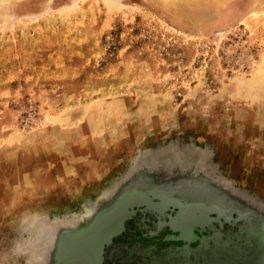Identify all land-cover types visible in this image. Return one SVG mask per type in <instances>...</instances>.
Wrapping results in <instances>:
<instances>
[{
	"label": "rangeland",
	"instance_id": "rangeland-1",
	"mask_svg": "<svg viewBox=\"0 0 264 264\" xmlns=\"http://www.w3.org/2000/svg\"><path fill=\"white\" fill-rule=\"evenodd\" d=\"M250 1L193 27L145 0H0V264L19 263L21 216L74 207L166 138L210 146L264 200V5Z\"/></svg>",
	"mask_w": 264,
	"mask_h": 264
},
{
	"label": "water",
	"instance_id": "water-1",
	"mask_svg": "<svg viewBox=\"0 0 264 264\" xmlns=\"http://www.w3.org/2000/svg\"><path fill=\"white\" fill-rule=\"evenodd\" d=\"M213 155L189 136L143 148L74 207L11 224L17 264H264V200Z\"/></svg>",
	"mask_w": 264,
	"mask_h": 264
},
{
	"label": "bare ground",
	"instance_id": "bare-ground-1",
	"mask_svg": "<svg viewBox=\"0 0 264 264\" xmlns=\"http://www.w3.org/2000/svg\"><path fill=\"white\" fill-rule=\"evenodd\" d=\"M151 1L160 7L165 13L179 23L198 26L201 17H206L211 11L224 8L233 0H145ZM153 5V4H152ZM151 5V6H152ZM250 10L264 5V1H250ZM249 10V11H250ZM159 11V10H158ZM260 13V12H259ZM188 26V25H187Z\"/></svg>",
	"mask_w": 264,
	"mask_h": 264
},
{
	"label": "trees",
	"instance_id": "trees-1",
	"mask_svg": "<svg viewBox=\"0 0 264 264\" xmlns=\"http://www.w3.org/2000/svg\"><path fill=\"white\" fill-rule=\"evenodd\" d=\"M157 239H158V243L162 244V240H161L162 237H159V238H157ZM147 241H151V240L148 239ZM177 244H180V243H177Z\"/></svg>",
	"mask_w": 264,
	"mask_h": 264
}]
</instances>
